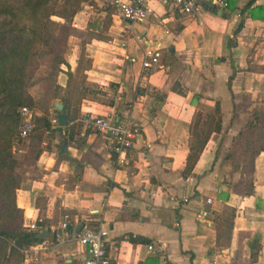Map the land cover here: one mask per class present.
I'll return each instance as SVG.
<instances>
[{
  "label": "crops",
  "instance_id": "obj_1",
  "mask_svg": "<svg viewBox=\"0 0 264 264\" xmlns=\"http://www.w3.org/2000/svg\"><path fill=\"white\" fill-rule=\"evenodd\" d=\"M110 1L84 4L72 19L65 57L73 70L84 40L92 60L86 79L102 93L72 104L65 125L57 124L51 106L60 99L50 100L51 129L44 130L42 150L24 166L16 189L24 226L34 222L39 233L45 229L41 242L49 246L32 251L23 264H83L87 247L76 239L83 224L105 227L108 254L125 263L264 264V149L254 158V190L247 195L234 190L239 173H230L231 162L224 158L249 116L242 95L264 98V18L242 10L247 0H231L221 9L225 14L201 0L208 6L195 17L168 0H148L152 12L130 21L115 8L109 15ZM259 3L264 0L253 4ZM94 13L110 19L104 28L102 21L100 35L92 27ZM240 19L243 25L235 31ZM146 47H157L161 55L158 63L144 67ZM66 80L60 71L58 83L65 86ZM145 85L166 91L154 113V95L134 93ZM216 100L221 129L210 134L188 182L181 171L192 118L203 103ZM34 114L41 111L34 108ZM84 114L140 120L141 131L124 163L107 133L84 125ZM64 140L67 146L60 150ZM202 206L208 210L205 216L199 215ZM225 206L234 208V215L216 228ZM129 235L147 240L131 241Z\"/></svg>",
  "mask_w": 264,
  "mask_h": 264
},
{
  "label": "trees",
  "instance_id": "obj_2",
  "mask_svg": "<svg viewBox=\"0 0 264 264\" xmlns=\"http://www.w3.org/2000/svg\"><path fill=\"white\" fill-rule=\"evenodd\" d=\"M254 1L247 0L242 10H247L252 17L264 18V3L253 4ZM229 3L231 0L225 8L230 6ZM84 4L97 6L96 0H21L15 5L8 0H0V15L8 17L1 22L4 28L0 30V264H23L25 250L43 238L39 236V229L24 226L23 210L16 204V189L24 166L35 160L42 150L40 144L44 130L51 129L48 117L50 100L59 98L64 101L70 120L72 104L83 97H98V93H102L94 82L86 79L85 70L91 66L92 60L84 40L73 70L65 57L73 16ZM105 9L110 15L114 7L110 3ZM242 25L243 20L240 19L235 31ZM62 64L67 69H63ZM261 70L264 71V67ZM60 71L67 75L65 86L57 81ZM33 88L38 93H33ZM134 93L154 95V104L150 106L152 113L166 95L164 89L150 85L137 86ZM242 102L249 116L232 136L224 158L231 162L230 173H239L238 180L232 185L234 190L247 195L254 190V158L264 149V98L253 99L244 93ZM21 105L41 111V114L33 116L34 126L24 150L18 146L21 136L17 134L21 120L18 108ZM221 125V109L217 100L213 105L203 103L195 112L190 125L189 152L181 171L184 178L192 174L210 134L219 132ZM224 208L226 212L220 221L215 219L216 228L234 215V208ZM40 224L44 225V221ZM129 239L147 240L142 235H129Z\"/></svg>",
  "mask_w": 264,
  "mask_h": 264
},
{
  "label": "built area",
  "instance_id": "obj_3",
  "mask_svg": "<svg viewBox=\"0 0 264 264\" xmlns=\"http://www.w3.org/2000/svg\"><path fill=\"white\" fill-rule=\"evenodd\" d=\"M208 1L211 6L218 9H224L228 5V0ZM110 2L114 6L117 14L130 21L143 20L152 12L148 0H111ZM168 2L180 11L193 17L197 16L198 11L202 8L201 0H168ZM121 44L124 45V42ZM160 55V50L157 47H146L144 49L142 65L147 67L154 63H158ZM18 111L21 120L18 124L17 134L21 137H25L32 131L34 126V108L28 105H21ZM82 120L84 125L91 126L95 130L107 133L110 147L112 151L116 153L119 162L124 163L126 161L127 150L130 145H132L133 139L141 131L139 119L133 117L115 118L104 114L93 116L84 114ZM193 179L191 175L186 178L188 182H192ZM183 200H187V197L184 196ZM205 202L210 203L211 197H206ZM207 214L208 210L206 206H202L199 215L205 216ZM67 219L68 213H65L64 220L61 223L62 228L66 227ZM26 227L35 229L36 224L31 222L26 225ZM106 234L107 229L105 227H92L87 224L81 225L79 231L76 233V239L82 246L87 247L88 255L84 258L83 264H130L111 258L104 244V236ZM48 246L49 243L46 241L36 243L25 250V257H28L32 251L46 249ZM148 248L152 249L153 245L148 243Z\"/></svg>",
  "mask_w": 264,
  "mask_h": 264
},
{
  "label": "rangeland",
  "instance_id": "obj_4",
  "mask_svg": "<svg viewBox=\"0 0 264 264\" xmlns=\"http://www.w3.org/2000/svg\"><path fill=\"white\" fill-rule=\"evenodd\" d=\"M9 2H10V4L12 5H15L16 3H18V2H20L21 0H8ZM109 3H111V2H109ZM53 18H56V19H58L59 17H57V16H53ZM8 19V17L7 16H4V15H0V30L2 29V28H4V26H1V22L3 21V20H7ZM102 21H103V27H102V25H101V23H102ZM108 21V16H104L103 18H102V14H97V13H94V17H93V19H92V27H93V29H95V28H97L98 29V32H97V34H101V31H103L102 30V28H104L106 25H105V23ZM102 27V28H101ZM67 50H69L68 49V47H67ZM66 50V52H68ZM33 93H38V90L37 89H34L33 88ZM53 99V98H52ZM32 132V131H31ZM31 132L27 135V136H25V137H21V139H20V142H19V147H24L25 145H27V143H28V141H29V137H30V135H31ZM46 140V139H45Z\"/></svg>",
  "mask_w": 264,
  "mask_h": 264
},
{
  "label": "water",
  "instance_id": "obj_5",
  "mask_svg": "<svg viewBox=\"0 0 264 264\" xmlns=\"http://www.w3.org/2000/svg\"><path fill=\"white\" fill-rule=\"evenodd\" d=\"M201 5L204 7H207L208 3L206 1H202ZM218 12L219 13L222 12L221 9H219ZM222 13L225 14V11H223ZM51 106L55 110L57 124L58 125H65L67 123L66 103L64 101H61V100H53V101H51ZM66 146H67V141L64 140L59 149L62 150L64 148H66ZM45 233H46V230L43 229L42 231H40L39 236L41 237Z\"/></svg>",
  "mask_w": 264,
  "mask_h": 264
}]
</instances>
